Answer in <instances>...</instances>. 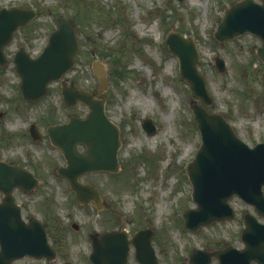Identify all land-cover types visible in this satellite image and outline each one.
<instances>
[{"label": "rangeland", "instance_id": "374dc122", "mask_svg": "<svg viewBox=\"0 0 264 264\" xmlns=\"http://www.w3.org/2000/svg\"><path fill=\"white\" fill-rule=\"evenodd\" d=\"M231 1L0 0V7L19 6L37 12L15 32L6 47L10 62L0 66V158L18 161L22 153L31 151V159H41L36 155L40 146L25 138L26 125L36 121L44 131L53 119L49 102L58 104L55 96H49L21 105L20 77L12 59L20 45L32 54L42 50L57 26V18L73 17L78 24L80 50L75 67L65 76L95 90L99 79L92 63L99 60L105 64L110 78L105 91L107 113L120 127L122 141L121 169L116 175L96 173L85 177L101 187L110 203L108 213L98 214L90 208L91 219L103 228L107 225L102 224L103 219L109 218L112 210L117 224L121 221L126 230L155 231L160 243L153 240V244L161 264H189L195 246L237 241L244 214L254 212L239 197L231 200L237 213L234 219L212 223L196 233L185 225L184 213L195 206L185 167L197 152L201 135L190 107L193 91L180 75L178 57L165 42L170 31L183 32L195 40L201 57L199 69L213 98L207 109L222 113L251 145L263 141L264 63L256 54V45L261 42L249 33L226 42L214 37L216 22ZM216 55L225 59V72L215 67ZM48 95H62L59 82L50 85ZM70 112L86 111L79 107ZM146 118L152 119L154 132L145 130ZM41 171L48 180L46 186L28 199L41 200L38 204L46 199L44 203H53L61 211H75L73 220L85 219L83 210L76 209L75 196L67 184ZM73 240L75 251L78 247L86 250L80 234L73 233ZM130 257L129 264H140Z\"/></svg>", "mask_w": 264, "mask_h": 264}, {"label": "water", "instance_id": "95a60500", "mask_svg": "<svg viewBox=\"0 0 264 264\" xmlns=\"http://www.w3.org/2000/svg\"><path fill=\"white\" fill-rule=\"evenodd\" d=\"M35 15L32 9H0V64L8 62L4 47L12 41L14 32ZM57 23V28L50 34L48 44L39 56L32 58L23 47L17 51L14 62L21 76L19 88L25 99L36 100L48 94L51 81L60 79L62 94L68 104L75 105L81 100L89 105L90 111L85 118L72 116L67 123L50 126L48 132L53 142L64 150L68 166L60 171L70 180L77 198L83 203L89 202L91 198L99 203L98 191L89 183H81L78 178L89 171L118 172L120 169V131L106 115L105 97H95L96 94L103 96L108 88L107 72L103 63L94 62L93 70L99 76L96 92L79 88L74 81L68 83L63 76L76 61L79 51L78 26L71 17L62 16ZM246 32L254 33L263 42L257 48V53L264 61V0L231 2L218 21L214 35L220 41H226ZM166 42L170 51L178 56L180 73L189 82L194 95L206 105L212 103L205 78L198 68L200 55L194 40L181 32L171 31ZM215 63L219 71L227 69L225 60L219 55L215 57ZM191 107L202 143L194 159L186 166L193 185L192 196L197 204L196 208L184 213L186 226L196 229L216 220L233 218L235 211L230 199L234 195L254 205L257 213L264 217V142L251 147L235 133L222 114L209 113L197 99L192 100ZM144 127L148 132L155 130L150 118L145 119ZM31 133L34 138L40 137L35 126ZM77 143L87 146L86 154L76 151ZM13 182H20V186L27 182L36 184L32 174L24 168L0 161V184L5 185L8 203H13V198L9 195L12 185L7 184ZM13 210V224L7 229L11 250L19 251L20 257L27 253L38 256L48 244L46 230L38 220L24 223L19 209ZM245 220L247 228L243 238L246 249L196 250L191 255V263L210 264L216 256L220 264H235L234 259L240 257H243L245 264H251L253 259L264 264V223L259 222L252 213H247ZM2 230H5V226ZM151 235L150 230L139 231L132 239H128L122 232L106 233L102 237V244L94 241L91 259L94 264H127L132 243L141 264H159L151 244ZM4 245L5 241L2 242L5 248Z\"/></svg>", "mask_w": 264, "mask_h": 264}, {"label": "flooded vegetation", "instance_id": "af4514ba", "mask_svg": "<svg viewBox=\"0 0 264 264\" xmlns=\"http://www.w3.org/2000/svg\"><path fill=\"white\" fill-rule=\"evenodd\" d=\"M32 55L35 56L36 54H32ZM49 96H55L56 104L58 105L55 106L54 102H49L50 104L48 109L50 110L53 119L49 120L47 126L50 124L67 122L69 120V117L71 116V113H69L70 109H76L82 107L85 109L86 112L88 111L87 105L82 102H79L75 107H70L64 101L63 95H47L34 102H29L22 99L23 101L20 104L23 106L34 104L41 100H44ZM21 108L22 107H20V109ZM58 112L61 113V115H58ZM85 113H81L78 115L84 116ZM26 128L27 129L25 130V138L28 141H30V133L28 126ZM30 143L34 146L36 145L40 146L36 150V155L41 158L40 160H37L36 158L31 159L32 152L28 151L26 153H22L20 155V160L18 161L16 159H9L6 161L10 164H19L21 166L27 167L40 180V183L35 187L27 183L25 184V188L20 187V184L19 185L16 184L12 187L11 190L12 192L10 193V195L14 197L15 203L20 208L21 217L26 223L30 224L32 221L36 220V218L40 220L42 227L46 230L48 244L46 247H44V251L42 253H39L38 256L25 255L22 258H20V254H13L12 252H9L7 245H5V250L2 249L1 239L3 237V234L5 233V236H7L8 234L7 226H12L13 224L12 210L14 208V205H12L11 203L7 204L4 202L6 193L2 190V188H0V224L6 226L5 231L0 229V264H94L91 261L90 257L91 254L93 253V244L95 240L98 241V243L102 244L103 243L102 237L104 234L110 232L120 233L121 231L126 232L128 239L133 237L135 231H130L128 229L126 230L124 226L121 224V221H119L120 223L117 224V221L114 218V214L112 210L109 213L110 217L105 220L103 219L102 224L107 223V225L104 226L103 228L98 227L96 222H94V220L91 219L92 211L90 208L95 210L98 214L106 213V212L108 213V211H110V203L107 200H105L101 187L98 184L94 183L93 181L86 179L85 177L90 174L105 173L104 171L89 172L80 178V180L83 183L91 182L93 185L97 187L101 196L100 206L96 204L93 200L88 204H79L76 200L75 193L71 189L69 180L66 177H64L62 174H60L58 171L59 166L66 165L67 163L63 150L58 146L54 145L50 137L46 133H43L42 140L32 141V142L30 141ZM76 149L83 153L86 152V146L82 144H78ZM41 169L46 170L48 172L47 176H50L52 179H61L67 184L68 190L72 192L73 195L75 196L74 202H76L75 204L77 205V208L76 207L75 208L77 210L80 209L83 210L81 211V215L82 217L84 216L83 218L85 219L73 220V218L76 217L77 215L75 211L74 212L72 210L69 211V209L65 210V212L61 211L56 206H54L55 204L53 205V203H44L46 199L42 201V204H38L41 202V200L35 202L36 199H31V200L28 199V197H31V195H39L38 193L41 191V189L46 186L48 180L43 174L45 172H42ZM106 173H110V172H106ZM25 189H30L29 191H31V193L26 192ZM71 197L72 196H70L69 198ZM225 221H230V220H225ZM260 221L264 223V219ZM220 222H224V221H220ZM215 223H219V222H215ZM246 228H247V222L243 218L242 225L240 226V229L237 232L238 233L237 241L234 242V241L226 240L224 242H220L219 244L205 245L201 248L204 250L223 249V248H232V247H235L239 250L246 249L247 244L242 239V233ZM73 233H78L80 234L81 237H83L84 246L86 250H83L81 247H78V250L75 251L76 243H74L73 240ZM158 238H160V236L157 235L155 231H153V234L151 236V241L152 242L153 240L157 241ZM155 249L156 252H158L156 246ZM130 255L135 257L134 245H130L129 248V263L131 258ZM242 258L243 257L234 259V263L245 264ZM214 261L219 264V261L217 259H213L211 264H213ZM252 264H261V263L257 261H252Z\"/></svg>", "mask_w": 264, "mask_h": 264}, {"label": "bare ground", "instance_id": "6f19581e", "mask_svg": "<svg viewBox=\"0 0 264 264\" xmlns=\"http://www.w3.org/2000/svg\"><path fill=\"white\" fill-rule=\"evenodd\" d=\"M156 206L158 207V209H159V211L161 210L160 208H161V206H160V204L157 202L156 203Z\"/></svg>", "mask_w": 264, "mask_h": 264}]
</instances>
